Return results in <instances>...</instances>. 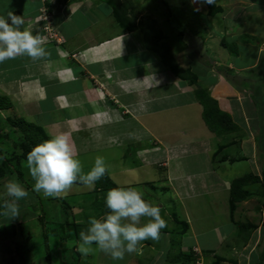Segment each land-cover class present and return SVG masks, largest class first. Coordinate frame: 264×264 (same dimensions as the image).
Here are the masks:
<instances>
[{"label": "crops", "instance_id": "crops-1", "mask_svg": "<svg viewBox=\"0 0 264 264\" xmlns=\"http://www.w3.org/2000/svg\"><path fill=\"white\" fill-rule=\"evenodd\" d=\"M126 1L119 0L128 9ZM217 1L220 5V0H214ZM234 2L239 5L236 16L224 18V25L219 28L222 32L219 42L226 49L222 40L236 47L235 51L228 50L237 64L235 68L229 66L232 69L229 76L238 87L219 71L208 76L209 83H202L207 85L218 104L226 99L223 110L237 124L236 130L217 135L208 129L202 117L201 122L198 120L199 125L180 124L184 117L195 115V111H191L195 107L201 114L202 107L195 99L194 86L175 75L162 62L158 51L147 47L141 29L119 30L112 15L113 6L108 2L0 0V14L11 9L24 18L22 27L34 29L33 34L42 38L41 15L38 18L37 15L41 14V5L46 6L51 13V23L63 38L61 47L43 38L49 53L45 58L33 60L17 56L0 63V93L17 106L22 117L39 125L50 137L66 134L75 152L105 149L111 144V148L119 152V159L114 166V160L110 161L112 172L117 170L114 175L106 167L108 177L116 186L142 190L146 199L161 208L167 224L161 229L159 240L140 242L138 251L126 253L122 264H187L188 254L193 258L196 256L200 264H226L228 243L233 244L236 238L243 240L232 220L236 215L237 218L242 216V210L239 207L230 213L229 209V183L234 177L227 176L226 170L227 166L237 167L241 163L239 165H247L242 175L258 174L259 167L254 158L257 157V128L260 125L257 122L255 134L251 133L257 117L251 118L250 114L256 108L249 97L247 88L250 85L245 83L249 78L243 72L258 66L264 56V0ZM190 4L193 7L201 5L199 0H190ZM233 25L241 30V36L230 28ZM156 32L159 31L156 29ZM160 37L151 35L150 40L155 38L152 43L159 42ZM191 57L189 62L195 59ZM166 58L169 60L168 52ZM199 60L204 66L211 65V60L204 54H200ZM172 110L182 111V115L176 120L175 117L163 119L164 114ZM149 116L155 118L151 123L145 120ZM92 128L93 131L101 129L90 135ZM154 144L159 145L154 147ZM132 146L134 153L129 156L134 159L125 162L123 156L128 149L131 152ZM122 158L125 161L121 167ZM130 175L134 177H128ZM202 198L214 203L217 216L220 215L219 206H223V223L218 218H214L215 221L213 218H196L195 211ZM83 201L96 203L94 198ZM97 205V209L87 207L84 210L87 215L83 218H66L67 222L63 218L62 246L68 253L63 251L64 259L86 264L121 263L109 255L103 258V252L101 259L95 262L90 260V253L82 255L77 251L79 232L87 227L89 217L99 218L108 211L101 200ZM76 209L70 213L78 211ZM260 222L258 233L264 226L263 218ZM253 251L249 254L251 264H264V249L258 251L255 263Z\"/></svg>", "mask_w": 264, "mask_h": 264}, {"label": "rangeland", "instance_id": "rangeland-1", "mask_svg": "<svg viewBox=\"0 0 264 264\" xmlns=\"http://www.w3.org/2000/svg\"><path fill=\"white\" fill-rule=\"evenodd\" d=\"M199 1L201 5H195L196 7H193V5L190 4V0H128L126 1L128 3V9H126V13L128 14L125 16L127 18L135 17V20L139 21L150 22V24H152L153 27L159 32H156L154 29L151 30L150 28L149 33L155 36L161 35L159 43H167L168 45L170 44L169 48L170 53L172 54V58H170L171 62L177 64L181 68L189 69L191 72L196 73L198 76L197 81L202 85L204 81L209 83L208 76H214V72H217L219 68L224 69L225 67L229 68V66L235 68L237 66V64L235 65V57L232 58L230 51H228L229 48H223L219 42L220 37L222 36V32L219 28L224 25V18L236 16V8H238L239 5L234 2L235 0H220V5L217 1V3L213 2V4L205 6L201 0ZM4 3L5 5H8L6 2ZM167 6H169V8ZM39 10V13L41 14L37 15V18L40 15L41 18L45 13L47 15L49 12V9L43 5H41ZM167 10H170L169 16H166L163 13ZM112 13L114 16L112 17L116 19L119 30L123 31L129 29L127 27L128 23L126 24L124 22L125 20L121 19L119 13L113 8ZM43 22L45 23V19L44 21L41 20V23L44 26ZM148 25L145 24L146 28H148ZM52 27L54 28L53 23ZM41 28L43 27L41 26ZM230 28L233 31L236 30V35L241 36V30H239V28L237 29V25H233ZM227 30L231 31L229 28H227ZM222 31L224 32V30ZM180 33L182 34L180 35ZM56 34L58 39L60 38L62 41L63 38L60 36V34ZM243 37L245 38V35H243ZM166 38L171 39V41L168 42ZM238 39H240V37ZM200 54L202 56L203 54L206 55L211 60V65L209 67L204 66V64L199 62ZM190 55L195 57V59L191 57L193 62H189ZM263 69L264 58L258 66H255V68L252 70H244L243 73L246 74L249 79H251H247L245 82L247 85H250L249 88L253 87V90L258 88L259 94L261 93L260 97L258 96V101L261 100V105L260 103L259 105L261 106L262 112L264 113V90L262 87V81L260 79V72L263 71ZM199 76H201L200 80ZM185 82L187 81L185 80ZM224 102H226V99L225 101L220 100L218 104L222 110L224 109L222 107ZM191 111H195V115L190 114V116L184 117L180 120V124H200L199 121L201 122L202 119L197 107H195L194 110L191 109ZM175 112V110L166 112L163 116V119H172L175 117L176 120L178 115H182V111L180 113ZM252 112L253 113L250 114L251 118L257 117L254 124L255 128L251 130V133L255 134L256 123L258 122L260 125V116H262V112L259 114L254 110ZM16 116H21L17 106L12 105L10 107L0 108V163L4 158L9 159L11 163H13L12 154L20 151L18 147L14 146V143L21 139L23 133H21L19 127L10 123V119L15 118ZM145 120L151 123L155 120V118L149 116ZM134 124L135 123H133V126ZM93 128L89 131L90 135L96 130L101 129L98 128L93 131ZM257 131L259 135L260 126L257 128ZM69 142H71L70 139ZM262 142L264 144V139ZM244 144L246 145L245 141ZM158 145L154 144V147ZM109 146L110 147H108V145L107 147L105 146V149L91 148L82 150V152H75L77 158L81 161L83 170L87 172L92 167L94 158L96 156H102L105 160L106 167L111 170V173L112 165L118 163L116 160L119 159V152L117 149H112L113 147L111 144ZM256 146L258 147L257 143ZM125 148L126 146L124 149ZM245 149L246 147L244 150ZM131 153H134L133 146L131 152H129L128 149L127 154L123 156L126 158V161L123 158L121 159V167L123 166L124 161L127 162L134 159L133 157L129 156ZM111 159H113L115 162L112 163V165L110 162ZM254 159L256 166L259 167V175L256 174L259 176V179L254 177H250L248 179L249 183L245 185L244 188H247L250 191V195L244 200L237 202L234 210L232 208L233 211L237 210L239 207L242 210V216H239V218L236 217L237 215L235 217L233 216L236 218H232L234 223H237V220H243L244 222H250L252 226L245 230V233L247 234L246 239L240 240L236 238L233 244L230 245L231 242L228 243V248H225L228 250V258H226L228 262L226 264H251V258L249 257V254H252L253 247L256 248V250L253 251V261L255 263L259 254L258 251H260L262 248L264 249V226L261 228V232L258 233L257 231L258 228L261 227L260 221L264 216V183L261 181V168L264 167L263 148L262 150L258 148L257 157ZM239 164L236 165L237 167L234 165L233 167L227 166L229 167V170H226L227 176L233 178L242 175V173L246 171L244 169H246L247 165L245 166L243 162V165ZM21 166L24 177L22 179L17 176L16 172H12L10 168L6 169L4 175L0 176V205H3L5 201L11 199L7 197L3 190V184L8 179L17 180L29 193L27 197L22 198L17 202L19 209L18 216L9 220L5 216H0V264H48L45 258L43 231H47L46 234L48 236L47 244L50 256V264H61L64 259L63 251L64 253H67L66 249H63V239L61 238L65 231V226L62 225V222L63 218L66 217L63 211V206L66 205L68 207L67 218H83L85 215H87L84 211L87 207L97 209L98 201L100 202L101 200L104 202L105 193L96 192L95 190L90 189L88 186L76 182L69 187L66 195H62L61 197H45L42 193L33 191L32 185L34 181L29 175L28 168L26 167V160L21 161ZM115 171H113L111 175H114ZM123 175L124 174L121 173L120 176L123 177ZM116 176L118 175L116 174ZM128 177L133 178L134 176L130 175ZM93 198L96 200L94 205H92L91 202L84 203L83 201L86 200L88 202L89 199L93 200ZM204 199L205 198H202L198 203V208L195 211L196 218H218V220L220 219L221 223H223L225 220L224 214H221L223 206H219L220 215L217 216L214 212V203ZM74 208H78L76 209L78 211H75V213L71 214L70 212L71 210L74 212ZM229 209L231 208L229 207ZM2 211H4V209L0 207V212ZM41 214L43 216V221H40L38 218V216ZM17 244H19V246L16 248ZM91 247L93 250L90 252V255L92 256L90 260L96 262L101 259L102 251L96 248L95 245H92ZM249 248H252V251L249 250ZM107 256L108 255L105 253L103 254V258H107ZM195 257L194 262L198 260ZM245 260H247V262ZM75 262L76 264H82L78 263L76 260ZM118 262H121L119 264H122L124 259L118 260Z\"/></svg>", "mask_w": 264, "mask_h": 264}, {"label": "clouds", "instance_id": "clouds-1", "mask_svg": "<svg viewBox=\"0 0 264 264\" xmlns=\"http://www.w3.org/2000/svg\"><path fill=\"white\" fill-rule=\"evenodd\" d=\"M201 2L211 5L214 0ZM48 15L50 23L51 13L48 12ZM43 16L41 20L44 21ZM24 23V18L14 14L11 9L0 14V63L17 56H27L33 60L47 57L49 53L44 47V39L52 40L61 47L62 41L45 37L43 28L44 39L38 34L34 35V29L22 27ZM26 167L34 181L33 191L45 197L66 195L69 187L76 182L90 189L95 188L96 182L107 171L104 158L96 156L92 167L85 172L74 146L63 133L35 144L26 155ZM3 190L11 199L0 205L4 209L0 216L9 220L19 215L17 202L29 193L15 179L5 181ZM104 204L108 211L99 218L89 217L87 227L79 232L77 251L82 255H88L93 250L91 246L95 245L112 260H123L126 253L138 251L140 242L159 240L161 229L166 227L161 208L146 199L145 193L136 187L109 188L104 195Z\"/></svg>", "mask_w": 264, "mask_h": 264}, {"label": "trees", "instance_id": "trees-1", "mask_svg": "<svg viewBox=\"0 0 264 264\" xmlns=\"http://www.w3.org/2000/svg\"><path fill=\"white\" fill-rule=\"evenodd\" d=\"M104 1L108 2L109 4H111V6H113V8L119 13V16H121V19L125 20L124 22L126 24L128 23L127 27L129 29L139 28L142 30V32L144 33V37L146 40L145 44L147 45V47L153 49L154 51H158V53L162 57V62H164L175 75H177L181 79L186 80L188 84L194 86L193 92L195 99L202 107L201 117L203 119V122L206 124V126L211 132L218 135V134L231 132L237 129V124L233 121L230 114L220 108L217 99L210 95L207 87L199 84V82L197 81L198 79L197 74L191 72L189 69L181 68L177 64L172 63L170 60L171 57L170 48L166 43H159V42L152 43V41H155L156 39L154 38V40L152 41L150 40L151 33H149V31L150 28L151 30L153 29L156 30V29L153 27L152 24H150V22L138 21L136 24L134 20L135 17L127 18L125 16L126 5L124 3L119 2V0H104ZM164 14L166 16H169L170 10H167L166 12H164ZM145 24L147 25L149 24L148 28H146ZM222 44L228 47L229 50H233V51L236 50L234 44L229 45L225 42V40H222ZM167 52L169 54V60L166 58ZM263 58L261 59V61L263 60ZM218 71L224 73L227 76V80H229L233 85L236 86L237 83L229 76V74H231L232 69L225 67L224 69L219 68ZM260 73H261L260 79L262 81V87L264 90V69ZM247 89L249 92V97L254 107L256 108L257 113L258 114L261 113L262 112V108L260 106L261 100L258 101V98L260 97L261 93L260 94L258 93V88H255V90H253L252 88H247ZM10 106H12L10 99L4 94H0V108L10 107ZM10 123L19 127L21 133H23V136L21 137V139H19L17 142L14 143V146L18 147L20 151L12 154L13 163H11V161L6 158H4L3 161L0 163V176L4 175L6 169L10 168L12 172H16L17 176L22 179L24 177H23L21 161L26 160L27 153L35 144L50 138V136L39 125L31 121H27L22 116H16L15 118H11ZM263 139H264V113L262 112V116H260V131L256 142L258 144V148L261 150L262 148L264 149V144L262 142ZM250 177L259 179V176L253 173H246L244 175L234 177L233 179H231L229 183V207L231 208L230 213H232V211L234 210L237 202L244 200L250 195V191L247 188H244V186L249 183L248 179ZM261 181L264 183V167L262 169ZM112 187H116V184L108 177L107 173H105L104 177L96 182L95 188H93V190H95L96 192L105 193L109 188ZM63 208H64L63 209L64 214L66 216L64 217L65 218L64 220L65 222H67L66 218L68 213V207L64 205ZM38 218L40 221H43L42 214L39 215ZM263 223H264V217H263ZM235 224L239 235L243 237V239H246L247 234L245 233V230L250 226H252V224L250 222H242V221H237V223ZM47 237L48 236L46 232L43 231L45 258L47 260V263L50 264ZM18 246L19 244L16 245V248ZM261 255H263V253H261ZM187 260H185L188 262L187 264L196 263L194 262V258L192 257L191 254H188ZM61 264H76V262L75 260L63 259ZM82 264H86V263H82ZM213 264H216V262H214ZM258 264H261V262H259Z\"/></svg>", "mask_w": 264, "mask_h": 264}, {"label": "built area", "instance_id": "built-area-1", "mask_svg": "<svg viewBox=\"0 0 264 264\" xmlns=\"http://www.w3.org/2000/svg\"><path fill=\"white\" fill-rule=\"evenodd\" d=\"M49 15L46 13L43 16V19H45V23L43 26V30H44V36L51 38V39H57V41H59L60 39H58L56 32L54 31L52 25H50L49 21H48ZM195 249V248H193ZM196 250V249H195ZM197 264H200L199 260L196 261Z\"/></svg>", "mask_w": 264, "mask_h": 264}]
</instances>
